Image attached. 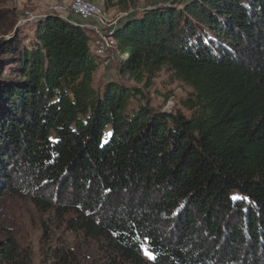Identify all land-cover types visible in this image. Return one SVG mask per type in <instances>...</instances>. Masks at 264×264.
<instances>
[{
  "label": "trees",
  "instance_id": "obj_1",
  "mask_svg": "<svg viewBox=\"0 0 264 264\" xmlns=\"http://www.w3.org/2000/svg\"><path fill=\"white\" fill-rule=\"evenodd\" d=\"M138 1L105 0L129 14L112 33L118 73L167 71L191 90L187 114L119 81L95 88L104 59L88 31L47 16L0 40V199L56 210L95 264H264V0L140 14ZM0 264L32 255L9 235Z\"/></svg>",
  "mask_w": 264,
  "mask_h": 264
},
{
  "label": "rangeland",
  "instance_id": "obj_2",
  "mask_svg": "<svg viewBox=\"0 0 264 264\" xmlns=\"http://www.w3.org/2000/svg\"><path fill=\"white\" fill-rule=\"evenodd\" d=\"M101 5L108 19L105 31L114 30L129 14L120 9H105V0H92ZM191 0H139L136 13L154 9L159 6L186 5ZM73 0H0V40L22 32L32 35L33 27L47 16H59L54 10L56 6L70 4ZM164 4V5H163ZM133 13V12H131ZM73 17V16H72ZM3 59V58H2ZM119 58L116 56L110 65L102 66L94 75V86L100 89L109 82H122L129 86L143 89L153 109L162 112H182V101L191 90L172 79L170 73L162 70L149 83H143L118 73ZM9 75V72H6ZM149 88H145V84ZM9 235L14 236L23 250L32 255V264H55L56 254L71 250L79 263L95 264L102 258L99 251L89 248L92 242L82 239L78 233L72 232L64 225L56 210L41 211L32 203L25 192L0 199V241ZM146 251L150 253L149 249ZM146 254V252H145ZM148 256V255H147Z\"/></svg>",
  "mask_w": 264,
  "mask_h": 264
},
{
  "label": "built area",
  "instance_id": "obj_3",
  "mask_svg": "<svg viewBox=\"0 0 264 264\" xmlns=\"http://www.w3.org/2000/svg\"><path fill=\"white\" fill-rule=\"evenodd\" d=\"M54 10L64 19L70 16L78 18L82 22L80 26L87 30L91 37V49L94 54L104 59L103 66L111 64L116 58V41L112 37L113 29L110 32L104 30L108 19L101 5L92 0H73L69 5L56 6Z\"/></svg>",
  "mask_w": 264,
  "mask_h": 264
},
{
  "label": "crops",
  "instance_id": "obj_4",
  "mask_svg": "<svg viewBox=\"0 0 264 264\" xmlns=\"http://www.w3.org/2000/svg\"><path fill=\"white\" fill-rule=\"evenodd\" d=\"M68 20H70V21L73 22V23H76L77 25H82V22H80L79 19L76 18V17H72V16H70V17L68 18Z\"/></svg>",
  "mask_w": 264,
  "mask_h": 264
},
{
  "label": "snow or ice",
  "instance_id": "obj_5",
  "mask_svg": "<svg viewBox=\"0 0 264 264\" xmlns=\"http://www.w3.org/2000/svg\"><path fill=\"white\" fill-rule=\"evenodd\" d=\"M146 255H148V257H149V259H155V257L154 256H152L150 253H148L147 251H146Z\"/></svg>",
  "mask_w": 264,
  "mask_h": 264
}]
</instances>
